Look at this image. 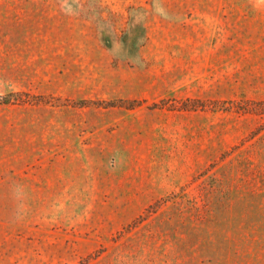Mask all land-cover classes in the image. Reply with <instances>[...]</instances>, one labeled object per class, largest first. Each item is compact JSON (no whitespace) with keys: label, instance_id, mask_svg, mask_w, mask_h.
I'll return each instance as SVG.
<instances>
[{"label":"rangeland","instance_id":"rangeland-1","mask_svg":"<svg viewBox=\"0 0 264 264\" xmlns=\"http://www.w3.org/2000/svg\"><path fill=\"white\" fill-rule=\"evenodd\" d=\"M0 264H264V0H0Z\"/></svg>","mask_w":264,"mask_h":264},{"label":"crops","instance_id":"crops-1","mask_svg":"<svg viewBox=\"0 0 264 264\" xmlns=\"http://www.w3.org/2000/svg\"><path fill=\"white\" fill-rule=\"evenodd\" d=\"M205 5H200L198 7H203L207 9H215V10H204L199 11V16H205L207 17H215L220 15V11L218 8L225 7L224 2H216V1H208L205 3H200ZM36 61L33 56H30V59L25 60L23 59V55L19 54L16 55L14 65L12 68V74L13 79L7 80L4 79L3 83H14V87H21L24 88L26 86H29L30 83H38V80H42V83H45L46 86H50L54 80L55 77V70L52 65L49 66V63L46 62L42 66L43 69H40V67L35 65ZM27 83V84H24ZM80 122L70 123V129L68 131L64 132L62 135L66 136L65 139H63L65 146H68V148H63L64 150H74L79 151L80 149H83L81 146L84 144H81L84 142L83 140V134H82V128H83V122L81 119H78Z\"/></svg>","mask_w":264,"mask_h":264},{"label":"trees","instance_id":"trees-1","mask_svg":"<svg viewBox=\"0 0 264 264\" xmlns=\"http://www.w3.org/2000/svg\"><path fill=\"white\" fill-rule=\"evenodd\" d=\"M106 103H110V104H127V105H131V102H127V103H125V101H122V100H120V101H107Z\"/></svg>","mask_w":264,"mask_h":264}]
</instances>
